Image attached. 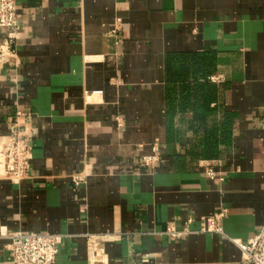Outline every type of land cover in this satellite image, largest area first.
Masks as SVG:
<instances>
[{
    "label": "crops",
    "instance_id": "obj_1",
    "mask_svg": "<svg viewBox=\"0 0 264 264\" xmlns=\"http://www.w3.org/2000/svg\"><path fill=\"white\" fill-rule=\"evenodd\" d=\"M15 4L0 140L21 111L32 177H0V264L17 230L60 233L54 264H238L264 222V0ZM220 209L225 236L200 231ZM87 234L115 238L102 262Z\"/></svg>",
    "mask_w": 264,
    "mask_h": 264
},
{
    "label": "built area",
    "instance_id": "obj_2",
    "mask_svg": "<svg viewBox=\"0 0 264 264\" xmlns=\"http://www.w3.org/2000/svg\"><path fill=\"white\" fill-rule=\"evenodd\" d=\"M18 12L15 0H0V28L7 30L6 40L0 45V63L8 61L10 58L16 60L15 52L10 49L9 44L15 38L19 26ZM119 20L115 27L108 32L112 35L118 29ZM23 113L16 111L15 116L9 125V134L6 139L0 140V177L18 183L23 179L32 177V146L30 144L31 133L28 128L20 125L19 118ZM155 151L156 146H153ZM157 161V155H145L140 159V164L151 167ZM205 174L210 177L221 176L208 165L204 169ZM83 180L80 176L72 177L74 184H79ZM225 209H220L206 216L201 222L200 231L213 232L225 236L221 220L225 216ZM188 230H181L170 227L167 234L171 238H180ZM8 238L6 248L12 256L11 264H54L57 248L62 240L60 233L50 232H22L13 231L5 234ZM108 234H87L86 241L89 245L88 254L91 262H102L103 254L100 242L113 240ZM239 248L241 259L238 264H264V222L261 228L253 236L245 241L231 239Z\"/></svg>",
    "mask_w": 264,
    "mask_h": 264
},
{
    "label": "trees",
    "instance_id": "obj_3",
    "mask_svg": "<svg viewBox=\"0 0 264 264\" xmlns=\"http://www.w3.org/2000/svg\"><path fill=\"white\" fill-rule=\"evenodd\" d=\"M222 126H223V129L227 128V126H228V117L224 118V121H222Z\"/></svg>",
    "mask_w": 264,
    "mask_h": 264
}]
</instances>
